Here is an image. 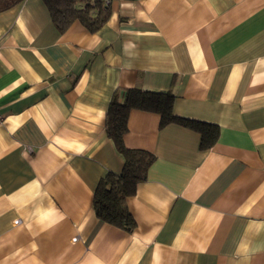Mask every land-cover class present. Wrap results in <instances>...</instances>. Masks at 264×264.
I'll return each mask as SVG.
<instances>
[{"label":"crops","instance_id":"obj_1","mask_svg":"<svg viewBox=\"0 0 264 264\" xmlns=\"http://www.w3.org/2000/svg\"><path fill=\"white\" fill-rule=\"evenodd\" d=\"M96 32L60 33L41 0L0 11V264H264V0H109ZM174 95L215 143L131 110L123 144L154 157L101 222L99 180L124 160L105 134L114 94Z\"/></svg>","mask_w":264,"mask_h":264},{"label":"trees","instance_id":"obj_2","mask_svg":"<svg viewBox=\"0 0 264 264\" xmlns=\"http://www.w3.org/2000/svg\"><path fill=\"white\" fill-rule=\"evenodd\" d=\"M22 0H0V11L6 10ZM49 13L54 27L65 32L71 24L78 22L88 32L98 31L109 19V3L103 0H41ZM174 95L170 92H148L130 88L114 94L105 116V134L123 157L124 164L118 174L107 173L102 177L93 193L92 209L101 222L131 232L135 221L127 210L125 201L134 195L139 183L146 179L147 169L154 160L148 152L127 149L123 136L127 132V119L131 110L159 115L160 127L177 124L200 135V147L209 149L216 141L218 128L176 117L173 114Z\"/></svg>","mask_w":264,"mask_h":264},{"label":"built area","instance_id":"obj_3","mask_svg":"<svg viewBox=\"0 0 264 264\" xmlns=\"http://www.w3.org/2000/svg\"><path fill=\"white\" fill-rule=\"evenodd\" d=\"M103 2H104V4H108L109 0H103ZM2 121H3V118H2V116L0 114V123H2Z\"/></svg>","mask_w":264,"mask_h":264}]
</instances>
